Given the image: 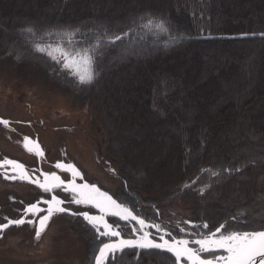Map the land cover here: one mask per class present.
Listing matches in <instances>:
<instances>
[{"label":"trees","instance_id":"1","mask_svg":"<svg viewBox=\"0 0 264 264\" xmlns=\"http://www.w3.org/2000/svg\"><path fill=\"white\" fill-rule=\"evenodd\" d=\"M150 17L166 20L167 32L148 27ZM54 31L91 45L94 77L76 83L74 102L128 186L116 196L121 204L154 223L163 204L182 196L193 234L264 222V0H0V81L4 51L31 54V40ZM125 32L118 47H97L102 34ZM175 186L161 198L140 191ZM122 259L173 264L175 257L124 250L109 262Z\"/></svg>","mask_w":264,"mask_h":264},{"label":"rangeland","instance_id":"2","mask_svg":"<svg viewBox=\"0 0 264 264\" xmlns=\"http://www.w3.org/2000/svg\"><path fill=\"white\" fill-rule=\"evenodd\" d=\"M148 27L157 28L156 23L148 24ZM89 44L74 32L54 31L47 33L45 38H33L31 54L4 51V70L0 81V121H6L7 125L0 123V225L7 224L8 220L21 218L24 209L29 205L38 204L45 209L47 205L42 200H49L54 192L64 201L61 207L79 212L76 204L72 202L75 196L73 192L65 194L62 187H54L51 192L45 193L35 183L30 182V179H20L21 169H13L11 165L4 164L6 160L22 165L23 171L31 180L39 179L41 182H44L42 173L61 175L65 181H69L70 173L61 171L56 164H71L83 177L75 178L77 185H95L114 199L119 191L128 187L117 166L107 159L102 135L96 126L91 125V117L82 106L74 102L80 96L79 85L76 84L80 83L79 77H94V59ZM37 47L43 48V53L35 51ZM178 189L175 186L167 190L140 191L145 198H161L167 192L176 193ZM85 209L81 211L90 215H102L100 210ZM45 214L46 212H40L39 216ZM110 217L112 215L104 216L109 223ZM158 217L159 221L152 224H159L160 232L154 227L145 229L151 233L150 238L162 243L159 237L164 235L165 239L171 241L174 236L165 235L168 233L167 227H170L177 231V240L188 239L189 247L199 248L191 243L199 236L191 232L194 220L182 196L175 197L169 205L163 204V210ZM23 218L38 222V217L31 214ZM112 218L121 221L122 223L118 222L121 226L130 222L133 224L131 228L137 229L133 234L130 227H122L121 230L118 227L123 239H138L143 235L135 221H123L117 216ZM146 223L151 224L148 221ZM111 224L118 225L113 222ZM181 228L184 229L183 232L180 231ZM35 230V224L25 222L22 225L11 224L0 231V264H95L94 256L99 245L95 247V233L82 216H73L66 212L55 213L39 240L35 238ZM119 239L121 238L101 237L98 241L116 242ZM124 250H137L138 253L143 250L167 252L159 249ZM122 252L118 251L115 255ZM218 254L220 253H200L202 258H212ZM110 259L111 256L105 264H155L149 261L135 263L134 260L130 262L124 259L113 263L109 262ZM179 264L189 262L182 258Z\"/></svg>","mask_w":264,"mask_h":264},{"label":"snow or ice","instance_id":"3","mask_svg":"<svg viewBox=\"0 0 264 264\" xmlns=\"http://www.w3.org/2000/svg\"><path fill=\"white\" fill-rule=\"evenodd\" d=\"M140 19L143 20L144 18L141 17ZM152 23L153 20L150 17L148 24L151 25ZM166 24V20L158 19L156 22V27L161 31L167 32V28L165 27ZM25 31L27 33L33 34L32 28H27ZM129 31H133V29H130ZM128 36V32H125L123 35L115 33L109 35L108 33H104L102 34V42L100 39H98L97 47H118ZM35 51L43 53L44 49L37 47ZM17 58L19 59V57ZM65 59H68V57H65ZM92 79L93 78L91 76L86 78L85 76L81 75L79 77L80 83H90L92 82ZM0 123L7 125L6 121H0ZM4 164L11 165L13 169H21L20 179H30V182L35 183L45 193L51 192L52 188L60 187L64 184V182L54 174L51 177L52 181H54L53 183L49 182V177L47 175H45L44 182H41L39 179L31 180L27 173L23 171L22 165L16 164L11 160L4 161ZM56 167L64 171L71 172L73 176L72 183L68 186H65V191H71L76 194L72 202L77 205H92L93 207L99 209L102 215L93 216L88 212H73L70 209L61 207L64 201L53 195L50 200H43V203L48 205L47 209L40 208L38 204L29 205L24 209L21 218L8 220L7 224L0 225V231L11 224L22 225L27 222L30 225H36L35 238L39 240L42 233L47 228L48 222L52 216L55 213L67 212L73 216H82L83 220L86 221L87 225H90L91 229L94 231L95 239H100L101 237H120L121 233L119 230H117L119 226H113L104 218L105 215H112L119 217V219L123 221H135L140 226L139 231L143 232V235H141L138 239L121 238L116 242H111L110 240L109 242H105L102 240L101 246L98 247L97 254L94 256L95 264H105V261L109 258V256H111L112 259H115L116 252H122L125 248L165 250L175 256L173 264H179L182 258L188 261L189 264H264V222L260 223L259 227H252L250 225V230L243 231L230 230L234 228V225L229 222H225L221 223L215 228L214 231H210L208 234L196 233L194 235H198L199 238L193 239L191 243L198 245V249L189 247L190 241L188 239L177 240L175 237H172V240L169 241L168 239L164 238V235L159 237L162 243H157L154 239L150 238L151 233L145 231V229L154 227L157 232H160L161 226L159 224L146 223L145 219L134 215L133 210L117 203V201L114 200L112 196L108 195L107 192L100 191V189L95 187V185L90 186L87 183L77 185L75 183V178L81 177L82 179L83 177L73 165L57 163ZM109 170L114 171L113 169ZM201 172H208L212 176L219 175V173L214 172L211 169H202ZM198 179L199 177L193 180L192 184L196 183V180ZM190 187L191 184L186 183L184 185V188ZM200 191L201 194H203V189ZM40 212H46V214L39 216ZM28 214H31L33 217H38V222L33 219H28L26 221L23 217ZM197 227L208 229L209 225L205 223ZM101 228L103 231H101ZM132 231L134 234L137 229L134 228ZM180 231L183 232L184 229L181 228ZM165 235L171 234L165 233ZM202 252H219L220 254L214 255L212 258H202L200 255Z\"/></svg>","mask_w":264,"mask_h":264},{"label":"flooded vegetation","instance_id":"4","mask_svg":"<svg viewBox=\"0 0 264 264\" xmlns=\"http://www.w3.org/2000/svg\"><path fill=\"white\" fill-rule=\"evenodd\" d=\"M17 169H19V168H17ZM61 171H64V170H62V169H60ZM15 171V170H14ZM70 173V177H69V181H65V179H63L62 177H61V175H55V176H58L59 178H60V180L61 181H63L64 182V184L63 185H61L60 187H62V192L63 193H68V192H70V191H65V186H68V185H70L71 183H72V180H73V176H72V174H71V172H69ZM45 175H47L48 177H49V182L50 183H53V181H52V179H51V177H52V175L51 174H43V179L45 178ZM34 177H35V175H34ZM27 179V178H26ZM52 194V196L53 195H55V196H57L56 194H55V192L54 193H51ZM73 194H75V193H73ZM76 195V194H75ZM51 196V197H52ZM58 199H60L59 197H57ZM51 199V198H50ZM49 199V200H50ZM43 201V200H42ZM47 205V204H46ZM76 206H77V209L79 210V212H81V213H83V212H85V211H81V209H84V210H86L85 208H87V210H90V211H99V209H97V208H95V207H93L92 205H83V204H81V205H77L76 204ZM48 208V205L45 207V209H47ZM42 209H44V207H42ZM67 213V212H66ZM91 215H93V216H100V215H95V214H91ZM113 217V216H112ZM106 219V218H105ZM110 223H112L111 221H110ZM125 223H127L128 225H129V227L131 228V226L133 225L132 223H130V222H125ZM114 224V223H113ZM123 228H125V227H123ZM130 230V229H129ZM131 230H133L132 228H131Z\"/></svg>","mask_w":264,"mask_h":264},{"label":"bare ground","instance_id":"5","mask_svg":"<svg viewBox=\"0 0 264 264\" xmlns=\"http://www.w3.org/2000/svg\"><path fill=\"white\" fill-rule=\"evenodd\" d=\"M118 226H119V228H120V230H121L122 227H120V225H118ZM120 230H119V231H120ZM120 233H121V231H120ZM122 237H123V236H122V233H121L120 238H122Z\"/></svg>","mask_w":264,"mask_h":264},{"label":"water","instance_id":"6","mask_svg":"<svg viewBox=\"0 0 264 264\" xmlns=\"http://www.w3.org/2000/svg\"><path fill=\"white\" fill-rule=\"evenodd\" d=\"M262 36H263V34H262ZM242 37H244L243 35H242ZM109 195V194H108ZM111 196V195H110ZM113 198V197H112ZM114 199V198H113ZM114 200H116V199H114ZM117 201V200H116ZM117 203H119L118 201H117ZM120 204V203H119Z\"/></svg>","mask_w":264,"mask_h":264}]
</instances>
